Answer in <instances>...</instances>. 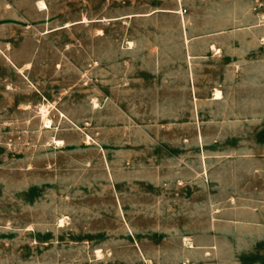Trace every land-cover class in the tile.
Masks as SVG:
<instances>
[{
	"label": "rangeland",
	"instance_id": "374dc122",
	"mask_svg": "<svg viewBox=\"0 0 264 264\" xmlns=\"http://www.w3.org/2000/svg\"><path fill=\"white\" fill-rule=\"evenodd\" d=\"M0 264H264V0H0Z\"/></svg>",
	"mask_w": 264,
	"mask_h": 264
},
{
	"label": "bare ground",
	"instance_id": "6f19581e",
	"mask_svg": "<svg viewBox=\"0 0 264 264\" xmlns=\"http://www.w3.org/2000/svg\"><path fill=\"white\" fill-rule=\"evenodd\" d=\"M217 96H219V94L217 95ZM219 98V97H218ZM49 125V124H48Z\"/></svg>",
	"mask_w": 264,
	"mask_h": 264
}]
</instances>
